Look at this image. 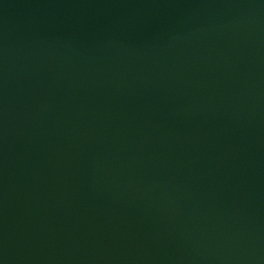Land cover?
I'll list each match as a JSON object with an SVG mask.
<instances>
[{
    "label": "water",
    "instance_id": "1",
    "mask_svg": "<svg viewBox=\"0 0 264 264\" xmlns=\"http://www.w3.org/2000/svg\"><path fill=\"white\" fill-rule=\"evenodd\" d=\"M0 264H264V0H0Z\"/></svg>",
    "mask_w": 264,
    "mask_h": 264
}]
</instances>
